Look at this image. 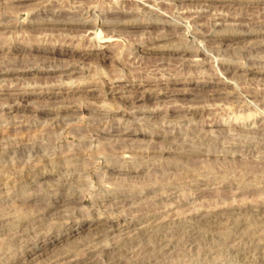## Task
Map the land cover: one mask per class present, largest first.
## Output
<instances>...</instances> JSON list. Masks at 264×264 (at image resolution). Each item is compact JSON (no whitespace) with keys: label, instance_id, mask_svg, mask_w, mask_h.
Listing matches in <instances>:
<instances>
[{"label":"rangeland","instance_id":"1","mask_svg":"<svg viewBox=\"0 0 264 264\" xmlns=\"http://www.w3.org/2000/svg\"><path fill=\"white\" fill-rule=\"evenodd\" d=\"M0 264H264V0H0Z\"/></svg>","mask_w":264,"mask_h":264},{"label":"bare ground","instance_id":"2","mask_svg":"<svg viewBox=\"0 0 264 264\" xmlns=\"http://www.w3.org/2000/svg\"><path fill=\"white\" fill-rule=\"evenodd\" d=\"M136 1V0H135ZM138 1V0H137ZM141 1V0H140ZM144 1V0H143ZM143 4L145 3V2H142ZM122 12V11H121ZM125 13V12H124ZM217 15V14H216ZM226 19V18H225ZM219 20V19H218ZM61 21V20H60ZM257 30V29H256ZM244 34V33H243ZM186 51V50H185ZM247 117V116H246ZM69 122V121H68Z\"/></svg>","mask_w":264,"mask_h":264}]
</instances>
